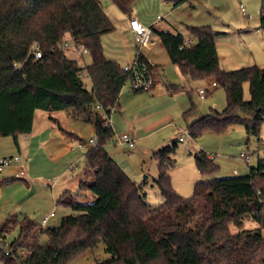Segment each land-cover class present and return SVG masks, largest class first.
Listing matches in <instances>:
<instances>
[{"label": "trees", "instance_id": "obj_1", "mask_svg": "<svg viewBox=\"0 0 264 264\" xmlns=\"http://www.w3.org/2000/svg\"><path fill=\"white\" fill-rule=\"evenodd\" d=\"M112 1L124 14L132 15L136 0ZM164 1L177 7L189 0ZM260 28L264 30V0ZM188 30L195 39L189 46H183L181 32H158L183 74L212 79L225 88L227 96L223 110L211 109L187 126L190 136L198 138L208 129L224 131L233 123H242L249 135L259 136L264 123V67L252 64L226 70L216 45L220 32L211 25ZM113 31L115 25L101 0H0V138L12 137L18 143L21 134L32 131L37 110L47 111L64 132L53 113L66 111L92 121L98 137L86 151L87 177L78 190H67L57 200V205L72 211L60 225L47 227L16 213L0 224L3 263L69 264L103 242L110 257L97 264H264V158L259 157L245 174L197 181L194 193L184 197L171 183L174 140L172 146L153 152L159 170L154 185L162 196V202L153 207L143 182L133 180L106 149L115 136L111 114L119 108L121 92L131 79L119 61L105 55L102 39ZM68 35L73 43L87 47L90 64L81 66L68 55L62 47ZM35 43L42 52L38 59L32 49ZM136 59L146 64L153 83L147 89L132 90H153L157 66L141 52ZM84 71L91 79L90 88ZM167 88L172 93L181 90L175 84ZM194 158L203 175L220 169L204 150ZM89 194L91 200H81ZM246 220L258 226L246 228ZM15 229L18 235L8 243L7 236ZM43 235L46 244L41 242Z\"/></svg>", "mask_w": 264, "mask_h": 264}, {"label": "crops", "instance_id": "obj_2", "mask_svg": "<svg viewBox=\"0 0 264 264\" xmlns=\"http://www.w3.org/2000/svg\"><path fill=\"white\" fill-rule=\"evenodd\" d=\"M161 4L168 8V12L165 19L158 14L156 22L144 20L141 14L131 16L125 14L128 20L124 21L118 29L115 28L116 31L108 36L109 42L112 36L116 40H121L116 46L118 50L115 47L112 50L110 43L106 42V39L104 41L105 55L119 61L123 66L134 61L140 52L151 64L157 66L155 70L158 82L155 88L142 93L133 91L136 96L141 94L140 96H143L140 97L141 99L132 98L129 95L122 98L121 92L120 105L116 110L118 115L110 118L113 129L116 127L119 132L120 130L128 132L135 141L155 136L157 132L173 121V116L178 112H182L183 117L186 118L187 126L203 116L197 114L196 105L188 91L175 82L163 80L165 66L174 63L158 31L173 30L183 33L185 38L191 37L188 27L210 25L201 24L200 21L202 20L198 19L202 18L204 14L206 16H213V14L210 10L205 13L201 11L197 7L198 5L196 6L195 0H189L177 7L164 0H161L159 5ZM203 5L205 8H210L207 4ZM134 18L153 28L154 34L149 45L140 47L135 41V33L130 27V20ZM163 19L165 20L164 24L161 23L164 21ZM247 24L244 28L234 30L229 24H224L222 30L215 28L220 32L216 39V45L222 68L233 70L252 64H259L264 67V33L257 31L256 27L250 26L248 19ZM68 37L70 36L68 35ZM127 37L133 39L135 45L132 43L124 44L123 38ZM174 65L179 70L178 65ZM198 80L200 79H194V81ZM168 84H175L181 90L172 93L167 88ZM216 88L212 89L211 93ZM38 114H35L32 131L21 134L18 143L12 137L0 138V157L16 154L21 156L19 163L5 167L0 173V207H4L8 212L6 218L16 213L21 217L27 216L43 225L44 216L54 209L59 197L67 190H78L80 181L87 177L85 165L84 177L75 181L76 188L73 186L74 184L72 185L73 178L69 177L68 174L71 168L77 167L80 162L86 163L87 148L81 149L79 143L87 142L88 138L91 139L93 135H96V131L92 121L75 118L66 111L53 113V116L58 119L66 132L56 126L49 118V113L47 119L44 116L43 118L39 117ZM71 118L85 122L86 126L79 127L74 123V125L69 124L68 126L67 122ZM174 140L177 138H171L168 144L165 142V146ZM163 145L152 150V153L164 147ZM196 152L198 151L191 153L194 155ZM208 155L213 158L212 155ZM251 166L253 165L250 164ZM231 174H240L238 167L234 164L223 168L221 172L210 175L209 178ZM56 214L52 218L56 217Z\"/></svg>", "mask_w": 264, "mask_h": 264}, {"label": "rangeland", "instance_id": "obj_3", "mask_svg": "<svg viewBox=\"0 0 264 264\" xmlns=\"http://www.w3.org/2000/svg\"><path fill=\"white\" fill-rule=\"evenodd\" d=\"M101 2L106 13L114 23L115 28L118 29L124 21L128 20V17H126V15L112 0H101ZM160 2L161 0H136L133 5L132 15L141 14L144 17V20L148 22H156L158 14L163 16L165 19L168 8L163 6V4L159 5ZM195 2L196 6L198 5L197 7L200 8L201 11L205 13L207 10H210L213 14V16H206V14H204L202 18H199L198 20H202L200 21L202 22L201 24H210L217 30H222L224 24H229L233 30L239 28L241 29L247 26V19L241 14L239 9L240 3H244L248 11L254 16L252 20H249V25L256 27V29L259 28V30L264 33V30L260 28L261 0H195ZM203 4H207L210 8H205ZM161 23L164 24L165 20ZM111 33L103 36V46L105 39L106 42H109L108 36ZM67 40L69 41V44L72 45L71 38L67 36ZM120 41L121 40H116V38L112 36L109 42L111 49L114 50ZM123 42L124 44H134V40L131 38L129 39V37L123 38ZM116 50L118 49L116 48ZM68 55L73 58H77L81 66L91 63V56L89 53H85L83 57L72 52H69ZM132 62L133 61H130L129 63ZM83 78L87 87L90 88L91 79L86 71H84ZM163 80L175 82L188 91L191 95L192 101L196 105L195 109L197 114L205 115L209 113L211 109L223 110L227 105L226 91L223 86L219 85L212 91V93L208 94L206 97H202L198 93L197 88H209V84L214 80L200 79L198 81H194L191 77L186 75L184 76L180 69L178 70L177 66L172 63L165 66V75ZM244 87L245 98L248 99L250 97L248 83H246ZM127 95L132 98L137 97L136 99L143 97L140 96L141 94L139 96L134 94L131 81H128L122 90V98ZM36 113H39V117L43 118L44 116L46 119L48 117V112L45 110H37ZM117 115V111H113L111 114L112 117H117ZM110 121H112V119H110ZM73 123L77 124L79 127L86 126L85 122L74 118L68 120L67 125H74ZM114 130H116L115 136L107 143L106 149L133 180L137 183L143 182V189L147 193V201L153 207L158 206L162 202V196L158 188L154 185V178L158 176L159 170L158 163L155 158H153L152 150L162 146L163 144V146L166 147V143L168 144L173 137L177 138V147L174 155L176 163L170 171L171 183L173 188L184 197H189L194 193V186L198 180L210 177L203 176L201 174L198 170L194 155L191 152L204 150L206 153L212 155L215 161L221 166V170L225 167H229L231 164H234L238 167L240 174L247 173L249 171L250 164H256L259 157L264 158V123L261 126L259 136L252 134L249 135L246 132L244 124L233 123L224 131L208 129L198 138H193L188 132L186 118L183 117L182 112H178L173 116V121L167 124L165 128L157 132L155 136L136 140V146L134 148H129L127 145L118 143V136L128 132H123L121 130L119 132V129L116 127H114ZM95 136L96 135H93L91 138H94ZM181 136L184 137L183 141L179 140ZM89 140L90 138L86 141L88 142ZM173 144L175 143L172 141L167 146H172ZM242 152L248 153L249 155L251 154L250 160L247 161L242 158ZM85 165L86 163L84 164L83 162H80L77 167L71 168V171H69L68 176L73 178L74 182L72 185L74 184V187H76L75 181L84 177ZM221 170L218 172H221ZM145 176H147V178H145ZM81 200H91L90 194L87 198L81 196ZM71 212L70 208L57 205L56 217L51 218L46 226L50 227L60 225L62 218ZM7 213L8 212H6L4 207H0V223L6 218ZM257 226L258 224L252 220H246L245 222L246 228H254ZM233 230H237L235 226H233ZM262 232L264 235V228ZM17 235L18 230L15 229L7 236V242H11ZM41 242L43 244L48 242L45 235L41 237ZM21 253L24 256L28 255L27 251H22ZM109 257L110 255L106 251L105 244L101 242L95 248L89 249L81 256L72 260L69 264H97L98 261L106 260ZM0 264H4L1 256Z\"/></svg>", "mask_w": 264, "mask_h": 264}, {"label": "built area", "instance_id": "obj_4", "mask_svg": "<svg viewBox=\"0 0 264 264\" xmlns=\"http://www.w3.org/2000/svg\"><path fill=\"white\" fill-rule=\"evenodd\" d=\"M239 9H240L241 14L246 19L252 20L254 18L253 14H251L248 11L244 3H240ZM130 27L134 31L135 41L138 43L140 47L150 44L153 34H154L153 28L151 26L145 25L141 23L138 19L134 18L130 20ZM256 30L260 31L259 28H257ZM193 43H195V39L193 37H186L184 40L183 46H189V45H192ZM62 47L65 50L72 52L74 54L77 53L80 56H83L85 53H88V49L85 45L75 44L73 43V41H72V45H70L67 39L63 41ZM32 49H33L35 58L38 59L42 57V52L37 43L33 44ZM124 69L131 74L130 81L132 83L133 89H147L151 87L153 83V77L149 72H147L146 64L144 62L135 59L132 63H127L124 66ZM215 87H217V83L215 81H212L210 83L209 88H198V92L202 97H206L208 93L211 92V90L214 89ZM97 108H99V106H97ZM97 140H98V137L95 136L94 138H91L88 142L79 143V147L81 149H86V148L88 149V147L95 145L97 143ZM179 140L183 141L184 137L181 136ZM118 143L122 145H127L129 148H134L136 146L134 138L128 133H123L119 135ZM241 157L246 159L247 161L250 160V155L248 153L242 152ZM20 161H21V156L19 154L0 157V173L5 167L17 164ZM235 173H237L236 170H235ZM56 207H57V204L55 203L54 209L44 216V219H43L44 226L46 225V223L49 221L50 218L55 216Z\"/></svg>", "mask_w": 264, "mask_h": 264}, {"label": "water", "instance_id": "obj_5", "mask_svg": "<svg viewBox=\"0 0 264 264\" xmlns=\"http://www.w3.org/2000/svg\"><path fill=\"white\" fill-rule=\"evenodd\" d=\"M145 178H147V176H145Z\"/></svg>", "mask_w": 264, "mask_h": 264}]
</instances>
